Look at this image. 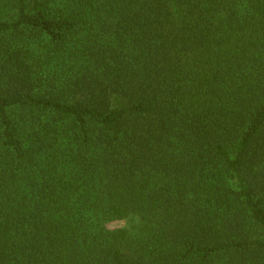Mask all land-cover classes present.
Wrapping results in <instances>:
<instances>
[{
  "label": "trees",
  "instance_id": "1",
  "mask_svg": "<svg viewBox=\"0 0 264 264\" xmlns=\"http://www.w3.org/2000/svg\"><path fill=\"white\" fill-rule=\"evenodd\" d=\"M0 264H264V0H0Z\"/></svg>",
  "mask_w": 264,
  "mask_h": 264
},
{
  "label": "rangeland",
  "instance_id": "2",
  "mask_svg": "<svg viewBox=\"0 0 264 264\" xmlns=\"http://www.w3.org/2000/svg\"><path fill=\"white\" fill-rule=\"evenodd\" d=\"M106 225L110 228H113V227H120V226H128L130 224H129V221L125 219H118V220L110 221Z\"/></svg>",
  "mask_w": 264,
  "mask_h": 264
}]
</instances>
